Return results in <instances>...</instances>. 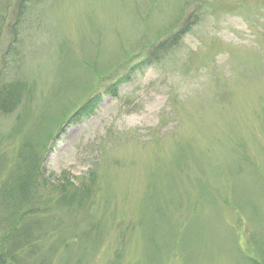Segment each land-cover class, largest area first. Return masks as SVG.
Returning <instances> with one entry per match:
<instances>
[{
    "label": "rangeland",
    "instance_id": "1",
    "mask_svg": "<svg viewBox=\"0 0 264 264\" xmlns=\"http://www.w3.org/2000/svg\"><path fill=\"white\" fill-rule=\"evenodd\" d=\"M0 264H264V0H0Z\"/></svg>",
    "mask_w": 264,
    "mask_h": 264
},
{
    "label": "trees",
    "instance_id": "2",
    "mask_svg": "<svg viewBox=\"0 0 264 264\" xmlns=\"http://www.w3.org/2000/svg\"><path fill=\"white\" fill-rule=\"evenodd\" d=\"M82 111H84L83 109L80 110L76 115H79ZM22 188H23V184H22ZM22 190V189H21Z\"/></svg>",
    "mask_w": 264,
    "mask_h": 264
}]
</instances>
